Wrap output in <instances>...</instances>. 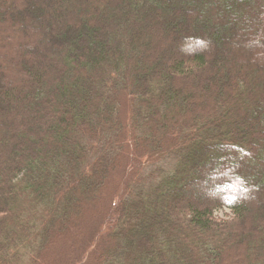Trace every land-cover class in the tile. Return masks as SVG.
Returning a JSON list of instances; mask_svg holds the SVG:
<instances>
[{
	"label": "trees",
	"instance_id": "trees-1",
	"mask_svg": "<svg viewBox=\"0 0 264 264\" xmlns=\"http://www.w3.org/2000/svg\"><path fill=\"white\" fill-rule=\"evenodd\" d=\"M254 34L264 0H0V264H264Z\"/></svg>",
	"mask_w": 264,
	"mask_h": 264
},
{
	"label": "rangeland",
	"instance_id": "rangeland-1",
	"mask_svg": "<svg viewBox=\"0 0 264 264\" xmlns=\"http://www.w3.org/2000/svg\"><path fill=\"white\" fill-rule=\"evenodd\" d=\"M160 164V163H159ZM166 164L167 163H165L164 162V164L162 165V167L163 168H165L166 167ZM161 165V164H160ZM156 167H151V166H147V168H145V171H144V173H143V176H145L146 174H148V173H151V171H153L154 169H155ZM159 168V167H158ZM89 211H90V213L91 214H95L96 213V211H93V210H90L89 209ZM214 214H215V216L216 217H219V218H226V217H229L230 215H231V212H230V210L229 209H227V208H221V209H218V210H216L215 212H214ZM84 219L83 220H87L88 218H91L90 217V215H89V213L87 214H84V217H83ZM77 226H79V225H77ZM73 230V231H72ZM76 233H77V231H76V227H73V229H71V232L68 234V236H69V238L72 240V237H74L75 235H76ZM61 243H63L62 241H60L59 243H56L57 245H56V248L58 247V245L60 244V246H61ZM63 245V244H62ZM66 250V249H65ZM57 251V249H55V252ZM66 252H68V251H66ZM55 260V256H52L51 258H46V262L45 263H42V264H52V262Z\"/></svg>",
	"mask_w": 264,
	"mask_h": 264
},
{
	"label": "clouds",
	"instance_id": "clouds-1",
	"mask_svg": "<svg viewBox=\"0 0 264 264\" xmlns=\"http://www.w3.org/2000/svg\"><path fill=\"white\" fill-rule=\"evenodd\" d=\"M248 50L256 55L258 59L264 58V34H254L246 42Z\"/></svg>",
	"mask_w": 264,
	"mask_h": 264
}]
</instances>
